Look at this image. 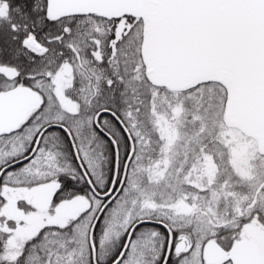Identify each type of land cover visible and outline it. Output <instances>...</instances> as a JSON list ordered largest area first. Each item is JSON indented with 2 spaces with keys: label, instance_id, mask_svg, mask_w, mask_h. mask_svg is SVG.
I'll use <instances>...</instances> for the list:
<instances>
[{
  "label": "snow or ice",
  "instance_id": "snow-or-ice-1",
  "mask_svg": "<svg viewBox=\"0 0 264 264\" xmlns=\"http://www.w3.org/2000/svg\"><path fill=\"white\" fill-rule=\"evenodd\" d=\"M0 264H264V0H0Z\"/></svg>",
  "mask_w": 264,
  "mask_h": 264
}]
</instances>
